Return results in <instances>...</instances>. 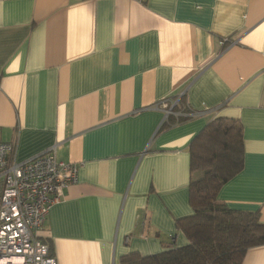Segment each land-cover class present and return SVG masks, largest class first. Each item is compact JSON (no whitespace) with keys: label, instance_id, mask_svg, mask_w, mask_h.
I'll return each instance as SVG.
<instances>
[{"label":"crops","instance_id":"obj_1","mask_svg":"<svg viewBox=\"0 0 264 264\" xmlns=\"http://www.w3.org/2000/svg\"><path fill=\"white\" fill-rule=\"evenodd\" d=\"M217 118L243 139L218 199L264 224V0H0V142L77 167L39 234L57 264L186 246L189 147Z\"/></svg>","mask_w":264,"mask_h":264},{"label":"trees","instance_id":"obj_2","mask_svg":"<svg viewBox=\"0 0 264 264\" xmlns=\"http://www.w3.org/2000/svg\"><path fill=\"white\" fill-rule=\"evenodd\" d=\"M189 154L190 172L195 175L189 183L193 213L176 222L188 244L147 257L129 254L118 264H242L250 248L264 245L259 216L231 210L218 199L221 188L243 168L240 122L211 121L192 140Z\"/></svg>","mask_w":264,"mask_h":264},{"label":"built area","instance_id":"obj_3","mask_svg":"<svg viewBox=\"0 0 264 264\" xmlns=\"http://www.w3.org/2000/svg\"><path fill=\"white\" fill-rule=\"evenodd\" d=\"M179 101L158 104L164 121L180 115ZM56 153L54 146L17 162L14 146L0 142V264H57L39 234L63 190L76 182L77 167L58 161Z\"/></svg>","mask_w":264,"mask_h":264},{"label":"rangeland","instance_id":"obj_4","mask_svg":"<svg viewBox=\"0 0 264 264\" xmlns=\"http://www.w3.org/2000/svg\"><path fill=\"white\" fill-rule=\"evenodd\" d=\"M181 103H180V101H179V105H180Z\"/></svg>","mask_w":264,"mask_h":264}]
</instances>
